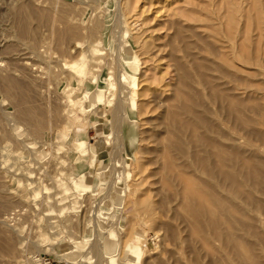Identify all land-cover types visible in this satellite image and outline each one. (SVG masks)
Returning a JSON list of instances; mask_svg holds the SVG:
<instances>
[{"label":"rangeland","instance_id":"rangeland-1","mask_svg":"<svg viewBox=\"0 0 264 264\" xmlns=\"http://www.w3.org/2000/svg\"><path fill=\"white\" fill-rule=\"evenodd\" d=\"M111 255L264 264V0H0V264Z\"/></svg>","mask_w":264,"mask_h":264},{"label":"bare ground","instance_id":"bare-ground-1","mask_svg":"<svg viewBox=\"0 0 264 264\" xmlns=\"http://www.w3.org/2000/svg\"><path fill=\"white\" fill-rule=\"evenodd\" d=\"M236 1V0H235ZM251 3H252V0H251ZM252 5V4H251ZM253 6V5H252ZM228 7V6H227ZM252 9H253V7H252ZM254 10V9H253ZM255 12H256V10H255ZM229 19V18H228ZM230 20V19H229ZM235 20V19H234ZM228 21V20H227ZM226 21V22H227ZM256 21V20H255ZM230 21H228L227 23H229ZM245 22H246V19H245ZM225 23V22H224ZM259 23V22H258ZM226 24V23H225ZM227 25H229V24H227ZM256 25V24H255ZM260 27V26H259ZM245 32V31H244ZM229 34V33H228ZM246 34V33H245ZM243 48V47H242ZM129 66H130V68L133 70V71H135V68L132 66V63H129ZM121 82L122 83H124V84H129L130 85V87H135L136 85H137V83H136V78H135V75L134 74H132V75H130V78H122L121 77ZM107 85V84H106ZM107 88V91H108V95H110V93H111V85H110V83H108V85L106 86ZM105 89V90H106ZM103 91V90H102ZM103 92H105V91H103ZM96 102H98V103H101V102H103V98L101 97V96H99V97H97L96 98ZM129 102H131V105L130 106H132V107H134L135 106V99L134 98H132V97H130V99H129ZM89 107H90V103H89V101L87 102V104L86 105H83V108L84 109H88L89 110ZM29 109V108H28ZM132 122H135L134 120H132ZM66 134H67V132H66ZM133 134V133H132ZM134 141H135V134H133V135H131L130 136V138H129V140H128V148L129 149H133V147H134ZM72 180V179H71ZM89 191H91L89 188H87V187H84L82 184H79V185H72L71 187H69V188H66L65 189V192H67V193H73V195L74 194H76L75 195V198H77L79 195H83V194H86V193H88ZM79 203V202H78ZM76 204H77V201H73L72 203H71V208H75L76 207ZM70 208V207H69ZM96 216V215H95ZM139 238V237H138ZM130 248H132L133 250H134V253H133V260L134 261H138L139 260V258H140V249H139V247L138 246H136V245H133V244H130V246H129V249ZM75 251V250H74ZM68 254V253H67ZM66 254V256H69L70 254H71V257L75 254V253H73V252H70V254L69 255H67ZM65 255V254H64ZM68 258V257H67ZM109 262H110V264H118L117 262H116V260L114 259V257H113V255H111V257L109 258Z\"/></svg>","mask_w":264,"mask_h":264}]
</instances>
